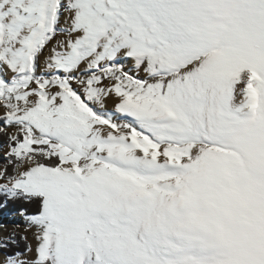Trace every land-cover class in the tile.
I'll use <instances>...</instances> for the list:
<instances>
[{"label": "snow or ice", "instance_id": "snow-or-ice-1", "mask_svg": "<svg viewBox=\"0 0 264 264\" xmlns=\"http://www.w3.org/2000/svg\"><path fill=\"white\" fill-rule=\"evenodd\" d=\"M0 212V264H264V0H0Z\"/></svg>", "mask_w": 264, "mask_h": 264}, {"label": "rangeland", "instance_id": "rangeland-1", "mask_svg": "<svg viewBox=\"0 0 264 264\" xmlns=\"http://www.w3.org/2000/svg\"><path fill=\"white\" fill-rule=\"evenodd\" d=\"M109 106H111V104ZM0 223H6L10 226L14 223H19L23 225V220L19 216L9 217L6 213H4L3 215L0 216Z\"/></svg>", "mask_w": 264, "mask_h": 264}, {"label": "trees", "instance_id": "trees-1", "mask_svg": "<svg viewBox=\"0 0 264 264\" xmlns=\"http://www.w3.org/2000/svg\"><path fill=\"white\" fill-rule=\"evenodd\" d=\"M27 207H29L30 211L34 210V206H27ZM3 214H4V212H0V216L3 215Z\"/></svg>", "mask_w": 264, "mask_h": 264}, {"label": "bare ground", "instance_id": "bare-ground-1", "mask_svg": "<svg viewBox=\"0 0 264 264\" xmlns=\"http://www.w3.org/2000/svg\"><path fill=\"white\" fill-rule=\"evenodd\" d=\"M10 226V225H9ZM0 234H2V231H0Z\"/></svg>", "mask_w": 264, "mask_h": 264}]
</instances>
